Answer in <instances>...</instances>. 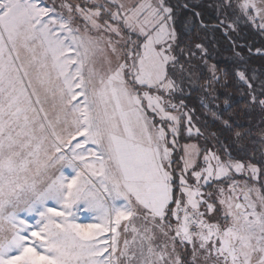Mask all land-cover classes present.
Instances as JSON below:
<instances>
[{
  "label": "snow or ice",
  "instance_id": "1",
  "mask_svg": "<svg viewBox=\"0 0 264 264\" xmlns=\"http://www.w3.org/2000/svg\"><path fill=\"white\" fill-rule=\"evenodd\" d=\"M214 7L226 38L264 35V0ZM175 23L168 0H0V264H264V128L245 143L212 111L206 135L183 98L235 78L264 115V78L234 41L232 73L210 64Z\"/></svg>",
  "mask_w": 264,
  "mask_h": 264
},
{
  "label": "trees",
  "instance_id": "2",
  "mask_svg": "<svg viewBox=\"0 0 264 264\" xmlns=\"http://www.w3.org/2000/svg\"><path fill=\"white\" fill-rule=\"evenodd\" d=\"M174 7L175 11V27L180 35L181 41H187L189 38L195 37L199 34V38L202 39L209 49V60L218 66L220 69H224L229 73L233 72L236 67V60L234 58L233 41L237 46L236 51H240L242 46L243 55L246 60V67L249 69V73L253 72L255 75L264 78V57L249 54L248 48H264V35L259 34L254 28L241 24L236 32L230 33V39L223 35V32L219 29L214 30L213 26L217 24V11L214 7L216 0H168ZM203 1V2H200ZM187 4L189 7L184 8L182 3ZM200 12L199 18H194L193 12ZM190 20H193L190 22ZM200 20L208 25L207 30L199 28ZM194 64L197 61L193 62ZM197 76L207 78V69L200 64L197 68ZM202 82V80L200 81ZM190 93V94H189ZM219 99L212 101L208 98H204V94L199 88V84H194L192 89L185 88L184 100L188 108H194V120L196 125L201 128L207 135L208 131H216L220 125L219 122L214 120L211 116L212 111H221L225 117L231 116L233 127L238 130L248 131L252 133V138L246 140L245 143H252L261 128H264V115L261 114L259 109H251L246 107L247 89L238 80L233 78L230 80L228 88H219ZM227 94L229 100V106L225 109L223 107V100ZM208 105L207 108L202 107L201 101ZM179 102V97L175 100ZM216 104H220L221 108L216 109ZM227 133H225L226 135ZM192 141L198 142L202 146L206 143L204 138L201 137L199 141L195 138L189 140L186 138L184 142ZM251 154V148L248 152L234 151L233 155L247 158ZM260 159L259 152L256 153V160Z\"/></svg>",
  "mask_w": 264,
  "mask_h": 264
},
{
  "label": "rangeland",
  "instance_id": "3",
  "mask_svg": "<svg viewBox=\"0 0 264 264\" xmlns=\"http://www.w3.org/2000/svg\"><path fill=\"white\" fill-rule=\"evenodd\" d=\"M75 2V0H74ZM123 2H125L126 4H131L134 2V0H123ZM169 2V1H168ZM200 2H203V1H200ZM45 3H51V0H45ZM182 4H185L184 2ZM198 12V11H197ZM200 19V17H199ZM193 20H190V22H192ZM132 39H136L135 35H132ZM209 63L210 64H214L211 60H209ZM174 103H178L176 102L175 100L173 101ZM187 136L186 135H181L180 137V140H179V143L182 145V144H185V143H196V142H192V141H187V142H184V140H186ZM179 155V153H177V156ZM70 170L69 169H65V172L66 174L69 172ZM237 179H241L240 177H237ZM77 216H78V219L82 222H91L92 221V216L90 213H84V212H78L77 213Z\"/></svg>",
  "mask_w": 264,
  "mask_h": 264
}]
</instances>
